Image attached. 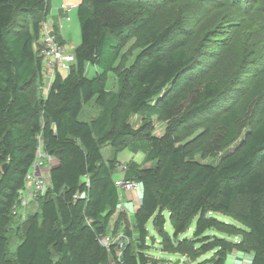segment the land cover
<instances>
[{
	"label": "trees",
	"instance_id": "16d2710c",
	"mask_svg": "<svg viewBox=\"0 0 264 264\" xmlns=\"http://www.w3.org/2000/svg\"><path fill=\"white\" fill-rule=\"evenodd\" d=\"M150 2L79 0L75 61L64 76L55 73L43 95L38 49L49 0H0V264H147L149 220L163 251L193 261L213 251L210 261L196 264H225L233 245L206 233L225 232L213 213L244 225L241 251L251 252L249 264H264L263 89L255 86L238 108L184 142L181 129L218 105L220 83L214 72L193 76L201 61L184 48L181 19L158 20ZM131 39L138 52L131 63L117 64ZM88 65L100 71L88 76ZM110 72L117 77L115 90L106 88ZM92 100L98 114L81 119ZM133 116L140 119L137 127ZM154 116L165 122L159 134ZM40 142L56 162L49 187L35 199L38 210L20 220L13 207ZM203 142L202 156L214 161L190 157ZM106 146L114 154L105 159ZM124 149L144 155L141 163L125 162L123 172L141 184L133 228L118 212L110 224L119 202L115 154ZM242 197L245 210L237 206ZM14 218L23 230L10 255ZM194 220L191 237L179 238ZM111 226L113 234L123 230L128 238L121 248L100 241Z\"/></svg>",
	"mask_w": 264,
	"mask_h": 264
},
{
	"label": "rangeland",
	"instance_id": "374dc122",
	"mask_svg": "<svg viewBox=\"0 0 264 264\" xmlns=\"http://www.w3.org/2000/svg\"><path fill=\"white\" fill-rule=\"evenodd\" d=\"M77 1L74 0L76 3ZM150 1L158 20L170 22L176 18L181 19L183 27L180 30V35L184 42V48L189 54L195 55L201 61V64L193 70V76L214 72L220 83L218 105L212 111L207 112L202 117L192 121L190 125L181 129L180 135L184 142L204 134L230 108H238L241 101L255 86H261L264 92V0ZM56 2V0H51L46 20L54 22L58 32L61 36L63 35L65 47L68 51L73 52V49L80 44L81 40L76 5L72 7L60 5L56 8ZM58 9L64 10L65 15L56 16L58 15ZM137 52L138 48L133 47V39H131L122 47L117 64L124 66L131 63ZM67 71V69L62 67L57 69V73L63 76ZM96 71H100V69L92 65H88L86 68L88 76H92ZM116 79V74L110 72L106 88L115 90ZM48 84L49 80L43 79L41 86L43 93L47 90ZM98 112L99 107L92 100L84 105L80 118L90 121L96 117ZM152 119L153 132L155 134L161 133L165 125L163 118L154 116ZM131 122L137 127L140 119L133 116ZM204 147L205 143L203 142L191 153L190 157L200 159L203 162L214 161L210 157L202 156ZM110 151L112 150L109 146L102 149L105 159L109 157ZM130 153L128 149H124L118 155L125 159ZM132 154L129 155V158ZM140 158H142V153L138 152L136 159ZM237 206L241 210H245L247 197L240 198ZM36 210H38L37 206L32 199L26 207L20 209V212H23L26 217V215H32ZM213 216L222 221V229L225 232L208 230L206 233L223 236L233 245L225 264H249L251 252L241 251L239 246L243 237H246L247 228L230 216H225L221 213H213ZM22 219L23 217L20 220ZM21 223L19 219L14 218L9 229L10 244L8 253L10 255H14L19 243L23 225H17ZM127 223L131 225H129L130 228H133V214H130V220ZM194 224L195 220L186 232L179 235V238L191 237ZM122 228L123 226L120 230ZM147 229L149 233L145 249L147 264H196L199 261H210L213 256V251H210L193 261L183 254L163 251L162 240L155 232L151 220L147 223ZM165 229L172 235L173 230L168 219ZM17 231L18 233H16ZM150 236L153 237V242H151ZM134 237L135 231L132 239ZM122 241L126 242L128 238L122 236ZM111 264L115 263L111 262Z\"/></svg>",
	"mask_w": 264,
	"mask_h": 264
},
{
	"label": "built area",
	"instance_id": "2783aa9c",
	"mask_svg": "<svg viewBox=\"0 0 264 264\" xmlns=\"http://www.w3.org/2000/svg\"><path fill=\"white\" fill-rule=\"evenodd\" d=\"M52 22V20L46 19L42 22L41 37L39 39L40 48L38 49V55L42 60V78L48 79L49 84L59 67L68 70L75 61L73 52L67 50L63 39H59V32H56L54 22ZM54 163L55 158L44 151L40 142L37 146L31 169L25 176V185L19 191L18 203L13 207V213H19L24 217L25 215L23 212H20V209L26 207L32 199L35 201L38 195H42L47 190L49 187L48 171ZM126 168L125 162H119L117 165L116 171L120 176L114 178V183L119 190V195L125 189L137 192L141 191V184L139 182L124 179L123 172ZM116 215L117 211L110 220L112 226ZM112 226L107 234L101 236L100 241L106 246L117 244L121 248L123 245L122 236L124 234L122 232L113 234L111 232Z\"/></svg>",
	"mask_w": 264,
	"mask_h": 264
},
{
	"label": "crops",
	"instance_id": "0c3cea01",
	"mask_svg": "<svg viewBox=\"0 0 264 264\" xmlns=\"http://www.w3.org/2000/svg\"><path fill=\"white\" fill-rule=\"evenodd\" d=\"M56 1H57L55 3L56 8L59 7L60 5L61 6L65 5L67 7H72V6H75V5H77L79 3V0L77 1V3L74 2V0H56ZM50 6H51V0H49V7ZM61 15L64 16L65 15V11L62 10V9H58V15H56V16L59 17ZM62 39H63V37H62ZM41 92H42V90H41ZM45 93H46V91H44V93L42 92L43 95H45ZM110 152L111 153H110L109 156L114 154L113 151H110ZM119 153L115 154V156H116L117 160L120 161V162H127L129 160H133V161H135L137 163H141L142 160H143V157H144L143 153L140 152V153H142V158L137 160L136 159V155L138 154V152L137 153H133V154L131 152L130 154H132V155L130 156V158H129V155H130L129 154L127 157L125 156L126 157L125 159H123V158L119 157V155H118ZM119 176H120L119 173L115 174V177H119ZM140 198H141V191L137 192V191H132V190H129V189L122 190L121 195H119V202H118L117 212L124 214L125 217L129 218V220H130V214L134 215L136 209L138 208V206L140 204Z\"/></svg>",
	"mask_w": 264,
	"mask_h": 264
},
{
	"label": "water",
	"instance_id": "95a60500",
	"mask_svg": "<svg viewBox=\"0 0 264 264\" xmlns=\"http://www.w3.org/2000/svg\"><path fill=\"white\" fill-rule=\"evenodd\" d=\"M5 167H6V165L4 164V165L2 166L3 170H5ZM155 231H156V230H155ZM156 233H157V232H156ZM149 238L151 239V242H153V237L150 236Z\"/></svg>",
	"mask_w": 264,
	"mask_h": 264
}]
</instances>
